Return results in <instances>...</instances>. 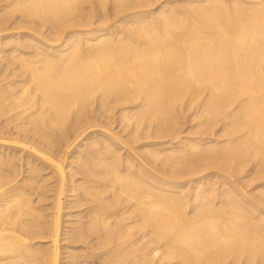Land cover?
I'll use <instances>...</instances> for the list:
<instances>
[{"label":"bare ground","instance_id":"1","mask_svg":"<svg viewBox=\"0 0 264 264\" xmlns=\"http://www.w3.org/2000/svg\"><path fill=\"white\" fill-rule=\"evenodd\" d=\"M2 146L0 264H264V0H0Z\"/></svg>","mask_w":264,"mask_h":264},{"label":"rangeland","instance_id":"2","mask_svg":"<svg viewBox=\"0 0 264 264\" xmlns=\"http://www.w3.org/2000/svg\"><path fill=\"white\" fill-rule=\"evenodd\" d=\"M5 147V148H4ZM6 146H2V149H1V147H0V151H3V150H8L9 149V151L11 150L12 152L14 151V152H17L18 153V151H17V149H12V148H14V147H10V148H7ZM19 154V153H18ZM67 228V227H66ZM64 237H65V235H63ZM65 241V242H64ZM64 242V243H63ZM62 244H64V245H62L63 247L65 246V245H71L72 246V243H68L67 244V241L66 240H63L62 242H61ZM85 245V244H84ZM67 249L68 248H62V251L64 252V256L66 255V252H67ZM90 252H93V251H90ZM94 252H97V250L96 251H94ZM95 260V263L94 264H100L99 263V261L98 260H96V259H94ZM90 263L89 264H92L93 262L92 261H89ZM64 264H66V263H64Z\"/></svg>","mask_w":264,"mask_h":264}]
</instances>
